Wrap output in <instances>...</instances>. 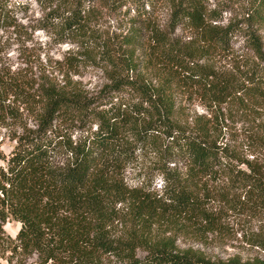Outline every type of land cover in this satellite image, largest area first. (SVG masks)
Masks as SVG:
<instances>
[{"label": "trees", "instance_id": "obj_1", "mask_svg": "<svg viewBox=\"0 0 264 264\" xmlns=\"http://www.w3.org/2000/svg\"><path fill=\"white\" fill-rule=\"evenodd\" d=\"M45 1L43 26L77 42L66 62L76 68L89 61L110 75L99 95L89 97L67 87V78L29 91L0 71V113L20 99L34 120V127L11 136L15 142L2 154L0 264H264L257 256L210 260L198 250H179L174 235L155 241L143 232L161 219L205 218L211 226L206 203L214 197L259 216L247 243L264 251V0H241L240 17L223 24L218 22L230 4L208 7L207 0ZM162 2L168 15L160 24L154 10ZM123 5L127 14L133 10L124 31L100 34L93 26L99 7ZM178 26L189 28L190 37H179ZM236 33L249 57L241 74L219 73L199 61L226 51ZM178 91L198 93L209 116L181 122ZM100 95L106 101H98ZM233 98L242 113L250 112L247 117H257L241 138V153L217 139L219 106ZM74 127L80 133L71 139L67 130ZM150 144L165 158L158 170L163 185L160 191L128 188L122 170ZM174 161L185 168L170 165ZM219 176L224 180L210 188L207 182ZM120 201L127 206L118 207ZM8 217L20 222L14 236L4 235ZM113 223L123 235L111 231Z\"/></svg>", "mask_w": 264, "mask_h": 264}, {"label": "rangeland", "instance_id": "obj_2", "mask_svg": "<svg viewBox=\"0 0 264 264\" xmlns=\"http://www.w3.org/2000/svg\"><path fill=\"white\" fill-rule=\"evenodd\" d=\"M241 0H234L222 3V0H207L208 7L217 4L229 5L222 11L223 24L230 19L240 17ZM0 9V71L12 74L29 91H34L41 83L55 82L62 84L67 78V87L77 89L87 96L99 95L102 85L108 81L110 71L104 66H96L88 63L71 67L66 62L70 50L77 48V42L71 39L61 40L55 27L43 26L45 12L48 7L45 0H7L2 2ZM98 13L94 17L93 26L103 35H116L124 31V26L128 23L129 15L123 5L117 10L109 7H99ZM168 15L166 3H160L155 7L154 16L156 20L163 24ZM179 37L187 39L190 37V29L178 26L175 32ZM260 35L264 41V28L260 29ZM249 57L245 51L241 53V34L236 33L230 40V46L225 51L210 52L209 59L202 58L199 61L213 67L216 72H234L235 76L241 74V66ZM152 69L148 68V74ZM67 75V77H65ZM175 98V105L178 109L177 117L181 122L185 119L192 121L198 114L210 112L205 102L198 93L188 91H178ZM107 98L100 95L98 101H106ZM217 113V124L220 125L217 139L227 142L241 153L243 145L241 138L252 130L257 117L254 115L247 117L250 113L247 110L241 112V104L233 98L224 102ZM31 106L20 99L13 104V107L0 113V161H3L2 154L7 155L15 142L11 136L19 133L24 128L34 127L33 113ZM253 119V120H252ZM70 138L74 139L80 133L78 127L67 130ZM161 150L156 145H148L140 150L137 157L133 159L122 170L121 180L128 187H144L151 191H160L162 173L159 168L163 167L165 158L161 156ZM249 156L251 151L243 150ZM175 163L176 168L183 170V161ZM224 180L219 176L213 182H207L210 188L219 185ZM218 187V186H217ZM214 194V193H213ZM127 201L117 203L118 207L127 206ZM206 207L213 217V225L209 226L207 220L189 219L182 222L181 219H161L154 221L148 228H143L145 236H149L155 241L173 236L175 244L179 250L191 249L201 251L210 260H224L231 257L233 260L250 261L254 256L264 260V251L255 245L247 243L249 233L255 230L260 224L258 215L241 214V207H230L214 197L210 198ZM262 215V214H261ZM20 222L8 217L3 222L4 235L14 236ZM111 231L115 235H123L124 231L120 224L113 223ZM243 232L245 233L243 235ZM146 252L145 247L140 246L137 250L139 255ZM38 264V263H34Z\"/></svg>", "mask_w": 264, "mask_h": 264}, {"label": "built area", "instance_id": "obj_3", "mask_svg": "<svg viewBox=\"0 0 264 264\" xmlns=\"http://www.w3.org/2000/svg\"><path fill=\"white\" fill-rule=\"evenodd\" d=\"M0 164H3V161H0Z\"/></svg>", "mask_w": 264, "mask_h": 264}]
</instances>
